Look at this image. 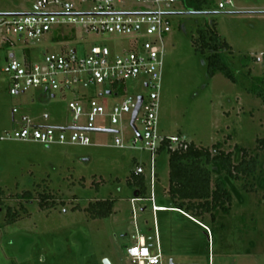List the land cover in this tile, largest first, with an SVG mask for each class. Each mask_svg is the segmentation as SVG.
I'll return each instance as SVG.
<instances>
[{
    "label": "rangeland",
    "instance_id": "1",
    "mask_svg": "<svg viewBox=\"0 0 264 264\" xmlns=\"http://www.w3.org/2000/svg\"><path fill=\"white\" fill-rule=\"evenodd\" d=\"M36 0H0V14L34 10ZM206 0L197 14L181 2L171 8V31L164 37V62L160 91L158 126L166 137H184L187 142L233 153L241 159L240 147L257 155L253 176L229 180L226 185L233 200L230 213H219L214 223L209 214L201 223L175 209L152 211L146 199L131 202L136 186L128 182L135 167L144 168V186L149 196V158L147 151L119 148L115 137L126 145L142 133V113L128 125L130 115L112 126L114 132H89V146H45L39 143L0 140V264H132L126 249L144 236L153 253L158 244L161 264H264V153L256 140L264 137V105L248 91L264 78V0ZM215 27L230 46L225 62L237 78L231 82L221 73L208 75V53L196 51L193 44L200 29ZM12 44L0 49V135L12 128L11 110L34 116L37 123L53 127L73 126L68 102L71 91L50 93L30 89L24 94L9 93V79L2 72L10 53L20 58L22 50L40 61L44 53L65 48L51 35L34 41L12 36ZM86 49L97 44L115 47L116 36L84 35L77 32ZM121 44V43H120ZM70 43L66 48L70 49ZM118 46L116 45V48ZM119 52V49L116 50ZM106 86L91 93L99 94ZM143 78L125 81L111 103L123 97L148 96ZM49 117L44 120L42 117ZM137 146H141L138 141ZM212 152H214L212 150ZM154 193L164 199L168 184V155L156 158ZM219 173L214 169L212 183ZM29 191L32 200L17 195ZM51 195L54 206H41L40 195ZM113 199V212L101 219L89 218L90 203ZM51 200V201H52ZM50 201V200H49ZM159 202L157 201V204ZM17 212L13 223H6V207Z\"/></svg>",
    "mask_w": 264,
    "mask_h": 264
},
{
    "label": "built area",
    "instance_id": "2",
    "mask_svg": "<svg viewBox=\"0 0 264 264\" xmlns=\"http://www.w3.org/2000/svg\"><path fill=\"white\" fill-rule=\"evenodd\" d=\"M178 0H36L34 10L0 14V49L12 44V36L34 41L51 35V40L65 47L59 53H44L40 61H33L29 51L23 49L22 56L10 53L2 72L9 79V93L13 96L24 94L30 89L50 93L71 91L72 99L68 108L72 114L73 126L53 127L34 122L21 114L18 120L11 110L13 126L0 135L1 141L39 143L47 147L89 146V132L113 131L122 134L123 129L113 130L112 126L122 123L130 115L128 125L136 131L135 122L140 113L142 133L137 134L131 145L122 137H115L114 145L119 148L147 151L149 158V196H134L131 202L146 199L152 211L161 208L156 205L154 184L157 176L156 158L163 144L174 151L186 149L189 142L184 137H166L159 133L158 111L162 87L164 62V37L171 31V8ZM228 4L219 3L220 9ZM77 32L84 35L116 36L115 47L94 44L85 48L83 40H77ZM74 44L70 49L68 44ZM116 45L119 52H116ZM143 78V85L149 90L148 96H127L111 103L109 96H116L125 81ZM100 86H106L99 94L91 93ZM141 104L135 120L132 115ZM44 114L43 119L47 120ZM141 146H137V142ZM166 142V143H165ZM134 174L144 175L141 164ZM136 242L127 249L132 264H161L158 244L153 253L144 236L135 237Z\"/></svg>",
    "mask_w": 264,
    "mask_h": 264
},
{
    "label": "trees",
    "instance_id": "3",
    "mask_svg": "<svg viewBox=\"0 0 264 264\" xmlns=\"http://www.w3.org/2000/svg\"><path fill=\"white\" fill-rule=\"evenodd\" d=\"M189 13L197 14L202 11V6L206 0H178ZM196 51L208 53L207 69L208 75L213 77L221 73L233 83H237V78L231 68L225 62V53L230 52L228 43L218 36L215 27L206 26L199 30L193 42ZM248 91L262 100L264 105V78L259 79L257 85L253 84ZM166 143V142H165ZM256 148L264 153V137L256 140ZM212 150L214 152H212ZM241 159L233 162V153L226 152L220 147V143L213 144L211 148L197 146L189 142L186 149L168 150L163 144L158 151V155H168V187L167 195L169 206L183 211L197 221L204 219L205 214H209L210 221L214 223L219 213L228 215L232 204V194L226 185L229 180H242L253 176L258 167L257 155L248 153V149L240 147ZM214 169L219 173L213 183ZM144 176L131 174L128 182L136 186L134 196L145 198L146 189L144 186ZM0 192V205L2 206ZM26 200H32L33 196L29 191L17 195ZM51 195H40L41 206H54L55 202ZM50 200V201H49ZM52 200V201H51ZM115 201L113 199L99 200L89 204L86 208L89 218L101 219L109 216L113 212ZM18 217L17 212H12V208L6 207V223H13Z\"/></svg>",
    "mask_w": 264,
    "mask_h": 264
},
{
    "label": "crops",
    "instance_id": "4",
    "mask_svg": "<svg viewBox=\"0 0 264 264\" xmlns=\"http://www.w3.org/2000/svg\"><path fill=\"white\" fill-rule=\"evenodd\" d=\"M24 115H27L26 113L24 114ZM28 116V115H27ZM29 117V116H28ZM31 118V117H30ZM31 119H33V121L34 122H36V120L35 119H37L35 116L33 117V118H31ZM12 126H13V123H12ZM157 178H158V176H156ZM156 178V179H157ZM167 187H168V184H167ZM167 187L166 188H164V194H165V192H166V189H167ZM156 198V197H155ZM166 199H167V197H166ZM157 201L159 202L158 204H157ZM167 201H168V199H167ZM155 202H156V205L157 206H159L160 208H161V210H159V211H166L167 209H173V208H164L165 206H169V205H167L166 204V201L164 200V199H155ZM176 210V209H175ZM178 211H180V210H178ZM181 213H183V214H185L187 217H189V218H191V219H193V220H195L196 222H198V223H200L199 221H197L195 218H193L192 216H190L189 214H187V213H185V212H183V211H180ZM148 243V242H147ZM149 245V244H148ZM151 246V245H150Z\"/></svg>",
    "mask_w": 264,
    "mask_h": 264
},
{
    "label": "water",
    "instance_id": "5",
    "mask_svg": "<svg viewBox=\"0 0 264 264\" xmlns=\"http://www.w3.org/2000/svg\"><path fill=\"white\" fill-rule=\"evenodd\" d=\"M141 100H142L141 97H139L138 105H137V107H136V109H135V111H134V113L132 115V122L135 120V118L137 116V112L139 110V107H140V104H141ZM108 132H113V131H108ZM104 264H110V263L108 261H104Z\"/></svg>",
    "mask_w": 264,
    "mask_h": 264
}]
</instances>
